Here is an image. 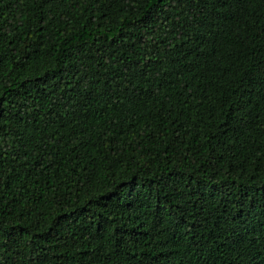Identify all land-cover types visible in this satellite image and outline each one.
Returning <instances> with one entry per match:
<instances>
[{"label": "trees", "instance_id": "obj_1", "mask_svg": "<svg viewBox=\"0 0 264 264\" xmlns=\"http://www.w3.org/2000/svg\"><path fill=\"white\" fill-rule=\"evenodd\" d=\"M0 264H264V0H0Z\"/></svg>", "mask_w": 264, "mask_h": 264}]
</instances>
